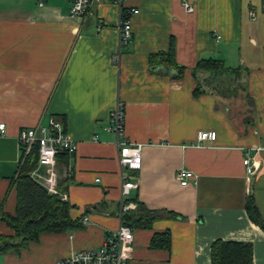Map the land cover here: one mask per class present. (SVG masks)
<instances>
[{
	"label": "crops",
	"instance_id": "crops-1",
	"mask_svg": "<svg viewBox=\"0 0 264 264\" xmlns=\"http://www.w3.org/2000/svg\"><path fill=\"white\" fill-rule=\"evenodd\" d=\"M71 4L0 0V124L7 125L0 137V203L16 216L21 131L47 127L54 118L77 145L65 161L58 159V195L83 227L43 233L1 254L0 264H55L99 249L121 226L123 207L136 209L134 201L124 204L133 199L176 216L134 231L137 263L211 264L212 246L222 240L251 244L253 264H264V231L246 210L252 196L264 221V0H125L139 14L130 18L133 35L119 67L113 62L117 6L106 0L81 18L71 14ZM169 54L182 76L160 63V55ZM206 59L241 71L252 124L242 123L217 93L195 95L194 71ZM119 101L126 138L145 145L141 171L128 172L138 189L124 201L119 151L109 130ZM200 131L216 132V142L198 144ZM182 169L195 174L186 187L177 180ZM166 232L171 249L151 248L155 234ZM0 235L15 232L0 222Z\"/></svg>",
	"mask_w": 264,
	"mask_h": 264
},
{
	"label": "trees",
	"instance_id": "trees-1",
	"mask_svg": "<svg viewBox=\"0 0 264 264\" xmlns=\"http://www.w3.org/2000/svg\"><path fill=\"white\" fill-rule=\"evenodd\" d=\"M160 59L161 64L177 67L180 76H182L184 70L173 62L172 54L167 56L160 55ZM194 73L197 80L196 96L208 93L210 88L213 89L211 91L216 90L217 87L214 84V80L218 79L219 76L233 77L230 79V82H233L231 86L238 85L235 86L238 88H233V91L236 90V92L231 97H238L237 89L238 91L239 88L243 90V93L251 103V110L244 118V123L246 125L253 123V103L246 87L240 82L241 71L229 69L223 60L206 59L198 63ZM205 84L207 87L204 86ZM67 156L68 153H64L58 159H64L65 161L68 158ZM38 159L39 146L37 144L24 164L20 165L15 179L18 193L16 216L13 217L6 214L0 203V222L5 223L15 232L13 237L0 235V255L11 251H19L27 247L30 242L37 241L43 233H68L80 230L83 227L82 220H73L71 218L70 211L72 206L69 202L62 200L59 195L50 194L40 182L32 177V172L38 167ZM131 201L136 203L137 208L127 211L123 219L125 224L131 227L133 231L138 229L151 230L153 224L163 218V215L168 218L176 217L175 214L170 212L151 210L138 199L126 200L125 204H129ZM246 210L251 221L264 231V221L261 220L252 196L248 199ZM171 244L170 232L155 234L151 242V248L170 250ZM211 255V264H253V246L251 244L218 240L212 246Z\"/></svg>",
	"mask_w": 264,
	"mask_h": 264
},
{
	"label": "built area",
	"instance_id": "built-area-1",
	"mask_svg": "<svg viewBox=\"0 0 264 264\" xmlns=\"http://www.w3.org/2000/svg\"><path fill=\"white\" fill-rule=\"evenodd\" d=\"M106 0H72L71 14L77 17H85L95 5L102 4ZM118 8L117 30L119 33V48L113 58L116 66H120L122 48L127 46L132 39L131 17L139 14L137 9H127L125 0H108ZM189 13L194 12V7L189 3L185 4ZM251 16L256 17L252 12ZM109 130L115 136V144L119 151V162L121 165V178L123 181V201L131 190L138 189V184L128 181V172H139L143 166V150L145 145L134 143L125 136V110L122 102H117L110 118ZM7 134V125L0 124V137ZM19 146L21 150L20 165L24 164L35 145L39 146L38 167L32 172V177L40 182L50 194L58 195V157L64 153L73 154L77 149L76 143L71 140L64 126L54 118H51L47 127L39 129H25L19 135ZM217 133L214 131H200L197 136L198 144L216 142ZM244 165L249 177L255 175V167L250 157L244 159ZM44 169V174L40 169ZM177 180L181 186H189L195 180V174L187 169L177 173ZM64 198L62 197V200ZM125 202V201H124ZM125 204V203H124ZM131 209V206H124V214ZM121 216V226L110 234L99 249L84 250L75 253L71 258L59 261L55 264H141L137 263L134 255L135 235L134 231L125 224Z\"/></svg>",
	"mask_w": 264,
	"mask_h": 264
},
{
	"label": "rangeland",
	"instance_id": "rangeland-1",
	"mask_svg": "<svg viewBox=\"0 0 264 264\" xmlns=\"http://www.w3.org/2000/svg\"><path fill=\"white\" fill-rule=\"evenodd\" d=\"M231 78L233 77L231 76H227V77L221 76L220 77L219 76L218 79L214 80V84L217 87V89L216 90L214 89V91H211L213 89L210 88L208 89V92H216L219 96H221L223 100L222 105L224 107L229 108L231 112L243 123L244 118L247 116V114H249L248 112H250L251 110V103L249 102L248 98L243 93V90L241 88H239V91L237 89L238 97H235V98L231 97V95H234V92H236V90L235 91L233 90L238 88V87H235L238 85L231 86V83H233V82H230ZM204 86L207 87L206 84ZM228 87H232V88H228Z\"/></svg>",
	"mask_w": 264,
	"mask_h": 264
}]
</instances>
